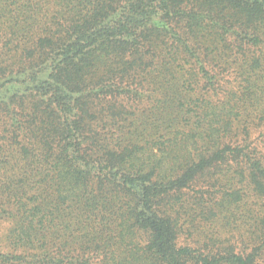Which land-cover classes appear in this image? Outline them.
Returning <instances> with one entry per match:
<instances>
[{"label":"trees","instance_id":"obj_1","mask_svg":"<svg viewBox=\"0 0 264 264\" xmlns=\"http://www.w3.org/2000/svg\"><path fill=\"white\" fill-rule=\"evenodd\" d=\"M262 36L264 0H0V229L9 227L0 264H259L254 253L179 246L181 192L242 153L213 126L211 102L194 106L195 124L209 118L215 152L168 172L122 142L111 103L140 90V76H152L155 91L191 90L183 76L166 80L181 73L182 54L196 55L212 94L220 86L198 46H238L259 64ZM259 136L264 127L247 128L243 140L251 179L264 176Z\"/></svg>","mask_w":264,"mask_h":264},{"label":"rangeland","instance_id":"obj_2","mask_svg":"<svg viewBox=\"0 0 264 264\" xmlns=\"http://www.w3.org/2000/svg\"><path fill=\"white\" fill-rule=\"evenodd\" d=\"M261 38L262 43L252 51L259 64L242 58L238 46L233 51L220 46L219 52L206 48L207 42L198 46L199 61H209L208 76L220 86L212 94L207 93L208 78L199 71L196 55L193 60L182 54L180 58L186 63L182 70L177 69L181 73L166 80L173 85L183 76L180 85L190 84L191 90L173 94L164 88L155 91L150 88L152 76H140L137 80L141 89L122 90L111 106L122 142L138 146L140 160L146 166L158 164L161 172L177 168L187 157L194 158L204 149L208 151L206 156L215 152L216 146L204 135L209 118L215 128L225 132L223 142L240 146L241 154H225L179 195L174 215L179 246L214 255L254 253L261 258L258 263L264 264V176L256 174L251 179L242 155L246 129L264 127V36ZM210 102V117L195 124L198 110L194 106L205 107ZM255 140L264 154V136ZM177 141L181 150L173 148ZM8 228V224L1 227L0 240Z\"/></svg>","mask_w":264,"mask_h":264}]
</instances>
